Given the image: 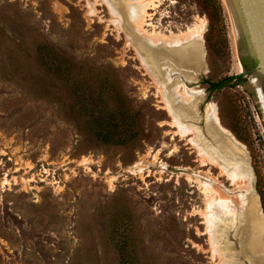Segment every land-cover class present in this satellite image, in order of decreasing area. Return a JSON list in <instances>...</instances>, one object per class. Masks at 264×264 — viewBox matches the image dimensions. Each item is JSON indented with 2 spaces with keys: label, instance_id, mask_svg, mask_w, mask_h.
<instances>
[{
  "label": "rangeland",
  "instance_id": "1",
  "mask_svg": "<svg viewBox=\"0 0 264 264\" xmlns=\"http://www.w3.org/2000/svg\"><path fill=\"white\" fill-rule=\"evenodd\" d=\"M106 2L0 0V264H253L234 231L215 253L208 195L195 180L233 187L202 166L166 104L169 86L180 97L203 91L200 122L187 123L206 132L207 105L216 108L247 154L264 219V111L257 84L236 80L243 66L224 0H158L144 14L138 0ZM195 28L204 29L195 82L187 69L142 61L141 41L180 48L149 38ZM43 44L69 64L87 104L132 125L134 142L96 140L84 123L92 115L41 71ZM225 78L217 91L206 83Z\"/></svg>",
  "mask_w": 264,
  "mask_h": 264
},
{
  "label": "bare ground",
  "instance_id": "2",
  "mask_svg": "<svg viewBox=\"0 0 264 264\" xmlns=\"http://www.w3.org/2000/svg\"><path fill=\"white\" fill-rule=\"evenodd\" d=\"M156 1L158 0H138L139 4L145 7L143 14L145 9ZM143 14L137 16L140 23ZM203 32V28H195L180 37L149 38L150 42L156 46L163 43L167 46L180 44L184 46L170 50L162 46L154 47L155 54H153L150 52V47L141 41L139 54H142L144 64L147 63L154 71L158 72L159 65L168 62L177 68L187 69L183 75L189 81L195 82L196 76L193 74L204 66L201 63L203 54L198 42L202 39ZM178 89L172 86L166 88V97L169 99L166 98L167 111L173 118L174 124L182 136L193 135L190 143L198 152L202 166L217 168L220 175L225 177L233 187L232 191H227L223 185L219 184L217 178L212 179L214 180L212 185H209V181L203 180L201 176L199 178L202 180H195L208 195L207 220L211 227L210 233L217 230L212 237L214 251L219 253L217 243H221L220 241L230 248L229 233L234 231L248 255L252 257L253 264H264V219L255 192L254 176L243 145L220 125L217 110L212 104H208L206 109V132L194 125H189L187 122H200L199 106L204 102V93L190 90L180 97L177 94ZM207 176L209 178V175ZM216 222H219V229L215 226Z\"/></svg>",
  "mask_w": 264,
  "mask_h": 264
},
{
  "label": "trees",
  "instance_id": "3",
  "mask_svg": "<svg viewBox=\"0 0 264 264\" xmlns=\"http://www.w3.org/2000/svg\"><path fill=\"white\" fill-rule=\"evenodd\" d=\"M46 48H48V46L46 47L45 44L41 47V51H43L40 55L41 71L47 78H52L56 84L70 88L74 105L82 112L92 115L88 122L86 123L85 121L84 123L88 126L87 128L89 131L94 134L96 140L103 145L121 147L134 142L137 138L132 132H130L132 130V125L129 123L126 124L125 121L118 120L115 115L110 114L108 117H105L102 114H99L97 112L99 109L97 102L87 104L85 100L86 93L83 85L76 83L75 86L72 87V72L70 71L71 68L69 67V64L65 62L64 59L61 58L55 51H46ZM231 79L232 78H225L217 83L208 80L206 83L210 86L211 90L217 91L224 88L226 82ZM123 127H126V131L131 134H124V136L119 135L118 131H121ZM80 128L82 129L83 127L81 126ZM122 226L125 228L128 227V225L124 222H122V224L116 222L113 227L116 229ZM122 253V255H124V252Z\"/></svg>",
  "mask_w": 264,
  "mask_h": 264
},
{
  "label": "water",
  "instance_id": "4",
  "mask_svg": "<svg viewBox=\"0 0 264 264\" xmlns=\"http://www.w3.org/2000/svg\"><path fill=\"white\" fill-rule=\"evenodd\" d=\"M224 2L231 20L237 58L241 61L243 55L251 54L257 61L255 77L264 75V0ZM154 49L150 48L153 54Z\"/></svg>",
  "mask_w": 264,
  "mask_h": 264
},
{
  "label": "flooded vegetation",
  "instance_id": "5",
  "mask_svg": "<svg viewBox=\"0 0 264 264\" xmlns=\"http://www.w3.org/2000/svg\"><path fill=\"white\" fill-rule=\"evenodd\" d=\"M241 66L244 67V70L242 67L241 74L236 80L240 82V84H243L252 79V82L257 84L255 91L264 111V75L255 77V74L257 73L256 59L251 54L243 55L241 58Z\"/></svg>",
  "mask_w": 264,
  "mask_h": 264
}]
</instances>
